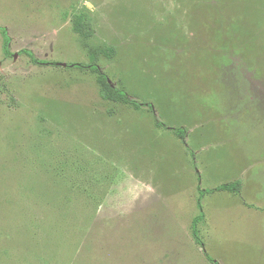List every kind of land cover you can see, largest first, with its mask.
Returning a JSON list of instances; mask_svg holds the SVG:
<instances>
[{"label":"rangeland","instance_id":"rangeland-1","mask_svg":"<svg viewBox=\"0 0 264 264\" xmlns=\"http://www.w3.org/2000/svg\"><path fill=\"white\" fill-rule=\"evenodd\" d=\"M0 264H264V0H0Z\"/></svg>","mask_w":264,"mask_h":264},{"label":"trees","instance_id":"trees-1","mask_svg":"<svg viewBox=\"0 0 264 264\" xmlns=\"http://www.w3.org/2000/svg\"><path fill=\"white\" fill-rule=\"evenodd\" d=\"M3 38H4V52H5V54L8 57H11V56H13L12 53H11V51H10L11 38L9 37V35H8V33H7L6 30H3ZM22 53L27 54L31 58L32 62L35 63V64H37V65L46 66V65H52L53 64L51 62L38 59L34 55V53L32 51L23 50ZM92 61L93 62L96 61V57H93L92 58ZM90 67L92 69H97V66L95 64L90 65ZM116 98L119 99V100H125L126 99V94L124 92L118 91ZM134 105H135V107H139V105L137 103H135ZM180 131H182V130H180ZM233 188L234 187L232 185V186L224 187L223 189L224 190H232ZM202 218H203V215H201L199 218H197L195 220V222H194V225H193V237L195 238L196 242L199 243V244H202V242H201V239L199 237V231H198L197 223H198V221L202 220Z\"/></svg>","mask_w":264,"mask_h":264}]
</instances>
